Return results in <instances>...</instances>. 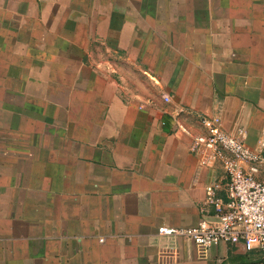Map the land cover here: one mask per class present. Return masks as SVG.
Listing matches in <instances>:
<instances>
[{"label": "crops", "instance_id": "crops-1", "mask_svg": "<svg viewBox=\"0 0 264 264\" xmlns=\"http://www.w3.org/2000/svg\"><path fill=\"white\" fill-rule=\"evenodd\" d=\"M211 116L256 145L264 0H0V264H261L158 234L212 211Z\"/></svg>", "mask_w": 264, "mask_h": 264}, {"label": "built area", "instance_id": "built-area-1", "mask_svg": "<svg viewBox=\"0 0 264 264\" xmlns=\"http://www.w3.org/2000/svg\"><path fill=\"white\" fill-rule=\"evenodd\" d=\"M163 98L170 100L167 94ZM201 123L205 133L179 127L191 136L190 150L200 166H221L223 177L205 186L204 204L212 211L191 226H161L158 234L185 237L201 249L242 243L247 251H259L264 264V128L251 147L243 128L228 132L219 116L203 117Z\"/></svg>", "mask_w": 264, "mask_h": 264}]
</instances>
